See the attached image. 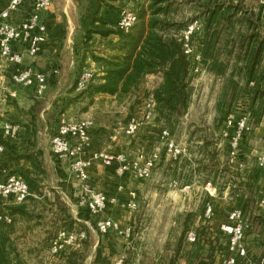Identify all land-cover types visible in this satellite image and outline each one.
<instances>
[{"label":"trees","instance_id":"16d2710c","mask_svg":"<svg viewBox=\"0 0 264 264\" xmlns=\"http://www.w3.org/2000/svg\"><path fill=\"white\" fill-rule=\"evenodd\" d=\"M97 1L98 6L91 19L90 28L85 32L82 50L89 52V58L99 67L102 75L93 77L84 91L76 93V86H74L67 92L65 98L53 103L56 126L54 125L51 138L55 135L60 117L65 115L66 110L85 103L82 108L85 112L99 96L114 97L117 103H122L128 97L134 96L135 103L140 105L143 101L150 99L154 103V121L172 129L173 122L180 120L188 111L193 78L192 65L183 55L181 43L178 40V35L185 26L175 24L169 18L173 2L150 0L138 11L135 9L137 22L125 33L107 26L100 16L101 1ZM198 3L203 26L201 37L198 38L202 47V65L214 76H225L228 66L232 68L228 75V85L223 88L219 96L217 108L226 101L232 102L239 99L242 95L248 97L247 114L253 134L260 123L264 122V4H259L255 12L241 0H205ZM65 25L63 18L58 24L57 34L53 37L55 43L50 54V67L46 66L43 71L38 70L35 63H30L34 69L47 76V84L56 82L54 79L60 68L57 60L65 37ZM95 36L104 43L101 44L104 53L100 56L95 54L92 46H88L92 44ZM223 37L225 40L221 43ZM221 47L228 49L224 61L220 58ZM83 58L86 59L84 56L79 59L78 68L82 66ZM152 76L158 77L160 81L152 88H145L147 78ZM139 93L141 95L138 96ZM39 106L40 104L35 102L27 112L18 111L19 115L15 119L17 120L15 124L23 126L26 133L20 144L16 139L0 142L5 148L3 159L5 163L24 160L29 163L32 171L42 172L40 162L35 156L39 151L32 152L36 145ZM20 116L26 117L25 120L19 121ZM56 162L59 163L57 160ZM231 168L238 171V164L232 165ZM9 175L24 180L29 189V195L22 203L4 206L5 214L9 218L15 219V222L24 224L28 228L39 225L42 214L38 212L35 204L36 200L41 199L45 206V203H48L50 207L54 203L60 205V212L56 214L57 220L54 222L62 223L60 230L64 229L70 219L73 221L59 194L52 191L53 199L50 202L48 196L42 194L39 181L29 170L19 167ZM238 177L241 180L239 189L243 190L238 206L242 212L244 224L252 226L258 235L255 248L259 251L257 256L247 254L238 263L260 264L264 257V213H252L253 201L246 194V188L254 183L256 185L254 195L258 192L260 172L253 167V170L245 176ZM65 181L64 179L58 185L61 191H67L70 188ZM252 191L251 189L249 193ZM68 196L71 197V194ZM194 219L195 215L191 212L185 215L176 245L167 258L155 264H178L179 259H184L186 264H217V258L226 253L228 237L221 231L214 233L205 224L201 223L195 228V241L185 252L187 250L186 236L195 223ZM14 246L10 234L0 233V264L20 263L17 254L16 259L13 260L12 255L16 252ZM97 256L98 254L96 258ZM80 258L77 254H69L66 261H68L67 264H81Z\"/></svg>","mask_w":264,"mask_h":264},{"label":"rangeland","instance_id":"374dc122","mask_svg":"<svg viewBox=\"0 0 264 264\" xmlns=\"http://www.w3.org/2000/svg\"><path fill=\"white\" fill-rule=\"evenodd\" d=\"M100 1L101 9L102 7H105L109 10L119 12L124 6V0ZM148 1L150 0H130L129 4L127 6L125 4L124 7H129L138 11L141 6L147 5ZM171 1L173 2L169 15L171 22L180 24L183 27L194 20H198L201 22V15H199L201 10L198 7V2H204L205 0ZM241 1L244 2V4L249 8L254 9L255 12L256 7L259 4H264V0ZM96 2L98 1L96 0ZM67 3L70 5L69 8L71 9V11H69V8L66 7ZM88 4L89 0H53V11H58V15L60 18L59 23L62 22L63 18L66 22L65 37L63 40L61 52L64 51L66 45L69 49L73 48V54L76 58H78V61L83 56L86 57V59L83 58L82 66L78 68L79 73L83 69H89L93 72H95L96 69V67L94 68L90 66L91 62H94L89 58V52L82 50L85 39V32L89 30L91 19L95 13H85ZM76 5L79 6V9L77 10L75 8ZM65 7L68 18L63 13V11H60ZM57 8L59 9L57 10ZM84 17H86L85 21H83V23L85 22L84 25H86L87 27L86 30H83L82 27V20ZM69 23H72L73 26H76V31L74 30L75 34H73V36H67L68 28L70 26ZM110 25L109 27L116 29L114 25ZM79 32L80 35H82L80 37H78L79 34H77ZM67 38H69V42H67ZM70 40H72V43L70 42ZM197 40L196 42H199ZM224 40L225 39L223 37L221 39V43H223ZM92 41V44H89L88 46H92V50H94L96 55L100 56L101 54H103L104 49L103 45L101 44L104 43L99 41V37H93ZM227 50V48L221 49L220 58L222 61L226 59ZM58 58H60V56ZM231 70L232 68L228 66V70L225 76H214L213 74L208 72L206 67L203 66L201 62V72L198 75L193 74V78L191 81L192 94L188 111L180 120L174 121L172 124V133L175 141L183 146L186 150L185 153L178 159L171 160L166 155L165 150L161 146L158 136H156V134L159 133V123H156L153 120L150 125L145 126L147 127L146 131H141L142 134L146 132L147 134H149L148 132H151L152 135L155 136L153 138L152 145H149L148 149L149 151H157L160 159L157 162L155 169L153 170V173L151 175V182L149 183L147 189L148 195L140 198L136 210L132 212V216H135L137 218V222L132 223V221H127V223L125 224L126 226L130 227L132 231V237H130L128 241L111 238V242L114 246H117V250H109L107 246L105 247L104 245L100 244L97 248L96 246H94V244L97 240V237L99 238V240H101L99 234L92 233L91 230L85 228V226L84 228L81 227V225L74 219L73 221L70 219L69 223L65 224L64 229L66 230L81 229L86 232V240L82 242L78 248L72 250L70 253L71 255L77 254V256L81 257L80 260L78 259L81 264H107L119 257H124L125 264H132L134 262H137L132 261L133 258L137 257L136 255L142 258L140 252H138V254H135L134 252L130 251L129 253L131 255L128 256V252H126L125 250L122 251L127 245L130 247L132 245L137 247L140 246L141 248L147 245L151 254L149 252L150 255L144 257L146 259V262H144L141 258H138V262H141L143 264H155V262L167 258L169 253H171L170 251L174 248L178 241L181 230L180 227L185 218V215L188 212H191L195 215V223L192 227H190L188 234L190 232H194L195 236V228L201 223L209 226L214 231V233L220 231L219 226L227 221L228 213L233 208L240 209L238 206V200L241 195V191L243 190L239 189L241 180L238 176H245L248 172L253 170V167L250 168L251 170L248 169L245 172H239V170L235 171L231 168L232 165L227 162L225 147L219 145V132L221 130L220 123L222 122V120L231 113H235L236 115L248 113V97H246L245 95H242L239 99H236L232 102L226 101L222 104L221 107L217 108L221 91L228 85V75L230 74ZM45 73L49 74L46 71ZM56 79L57 76L54 80ZM55 84L56 82L53 84H48L49 91H47V97L52 96L55 92ZM251 85L252 84H250V86ZM66 94L67 93H65L64 95L60 94V96L56 99L60 100L62 98H65ZM44 97L45 96H43L42 99L37 98L35 100L40 104L37 113V129L39 130L43 128V125H46L47 131H45V133L49 137H51L54 132V125L56 126V122L54 124L56 113L53 109V103L54 101H56V99L53 100L51 107L46 112L47 115H44L43 119H41L39 115L40 111L42 110L41 104L44 102ZM135 98L136 97L132 99L131 97L130 100L126 101L130 104L127 111H125L128 112L127 115H125L124 113H119L121 111V108L118 107L117 104L110 106L109 103L107 104L108 106L106 105L107 107H102L101 105L97 107L90 106L85 112L82 111L85 103L79 104L75 107L72 106L71 108L66 110L65 115L74 121L89 118L93 120L94 123H96V121L105 122L106 117H108L110 119H108L107 124H109L112 129L115 128L118 121H126L131 116L138 113L139 108L134 109V107L135 105L138 107L140 104L135 103ZM105 111H108V113ZM48 121H50V123ZM136 138H138V136L129 139L127 138L126 142H130L128 145L129 148H132L133 139ZM140 148L141 146H136V150H140ZM263 149L264 122L260 123L259 127L254 130L253 134L251 132L247 137H245L242 144L241 155L245 156V160H248L250 162V166H253V164H255L256 157ZM205 171L207 174L205 173ZM60 176L62 179H65L66 182L70 185V181L64 173L61 172ZM41 179L44 181H51L55 180V177L50 173V176L44 174L40 178V180ZM205 181L211 182L212 185L216 188L215 196L209 200L213 207V213L210 219L204 218L205 204L207 202L205 194L203 192V186L206 183ZM173 182H176L175 186L173 185ZM253 185L251 184L249 188H246L247 197L253 201L251 211L252 213H264V210H261L258 207V200L263 193L262 177L259 178V190L255 195L254 189H256V185ZM185 187H188V189L184 191L181 197L175 196L176 192H179V190H182ZM40 188L42 194L48 196L47 198H49L48 200L51 202V200L53 199L52 190H49L48 187L42 185H40ZM251 189L253 191L249 193ZM185 192L189 194V197L184 196L186 194ZM71 198V202L76 203V199H73V197ZM61 201L65 203L68 208V214L73 218L69 201L65 198H63ZM45 204L46 206L43 204V200L41 199L36 200L35 205L37 207V210L42 214L39 225H33V228H28L24 224L15 222L11 226L6 228L8 230L9 228L10 230H12L10 232V235H12V239L15 245L14 247L17 252H15L12 257L13 260H15V255L17 254V258H19L20 262L19 264H48L49 260L47 249L49 241L51 237H53L56 232L60 230V226L62 225V223H59L58 221L57 224L54 223L57 220L56 214H59L60 212V205L54 203L53 206L50 207L48 203ZM187 236V246H191L192 243L189 244L187 242ZM96 254H98L97 258ZM113 255L114 258H112ZM223 256H226V253L220 255L219 259L217 258V264H220L221 258ZM96 260L98 262H96ZM67 262L68 261H65V264H67Z\"/></svg>","mask_w":264,"mask_h":264},{"label":"built area","instance_id":"2783aa9c","mask_svg":"<svg viewBox=\"0 0 264 264\" xmlns=\"http://www.w3.org/2000/svg\"><path fill=\"white\" fill-rule=\"evenodd\" d=\"M137 1V0H131ZM28 2L32 9L31 17L20 23L13 24L11 15L24 3ZM130 0H127V5ZM52 0H10L5 9L0 11V62L10 71V80L22 90H30L37 98H42L48 89L47 76L29 63L25 57L35 59L42 52V46L47 41L49 29L43 14L52 11ZM137 22L135 10L123 7L119 11L116 29L128 32ZM203 26L198 20L191 21L179 33L178 40L181 43L183 55L192 65V73L198 75L201 72L202 47L196 40L201 35ZM198 41V40H197ZM15 46L20 50L16 51ZM95 72L83 69L76 80V91H84L93 80ZM8 97L15 98L16 92L0 94V103ZM140 112L128 120H120L116 123V129L126 136H135L143 127L150 125L154 120V103L148 99L143 101ZM94 121L86 118L78 121L71 120L66 115H61L55 135L50 140V151L54 158L66 171L67 178L76 187V206L87 211L91 215L103 216L109 206L115 203L114 199L108 198L103 192L94 190L87 184V169L92 162L101 163L104 166L115 164V172L122 176L129 174L137 180H148L160 159L157 151H139L134 157L129 158L123 153L111 154L102 150L91 155V160L82 157L85 146L90 142V132ZM158 139L171 160H176L185 153V148L178 144L173 136L172 129L162 124L158 125ZM153 127V126H152ZM18 126L5 123L3 126L4 136L8 140L17 138ZM251 133L249 116L245 113L236 115L231 113L223 119L219 132V145L226 149L227 162L231 165L238 164V170L245 172L255 167L261 172L263 193L258 200V207L264 210V149L256 157L255 164L241 155L242 144L245 137ZM5 157V148L0 144V198L7 201L6 204L22 203L29 195V189L24 180L7 174L1 166ZM176 185V182H173ZM206 197L204 218L210 219L213 213L212 204L209 202L216 194V188L211 182L203 186ZM127 203L128 211L134 212L137 208L134 195ZM0 224L11 226L13 220L6 214L0 215ZM95 230L100 235L113 233L120 239L128 240L131 237V228L122 226L119 222L101 217L94 223ZM242 212L233 208L227 216V221L219 226L221 232L227 235L228 243L226 256L221 258L220 264H238L239 260L246 257L244 246L245 229ZM87 238L84 230H59L50 240L47 249L48 264H64L72 250L78 248ZM195 241L194 232L187 236L189 244ZM107 264H125L124 258L119 257ZM141 264V263H132ZM260 264H264V257Z\"/></svg>","mask_w":264,"mask_h":264},{"label":"crops","instance_id":"0c3cea01","mask_svg":"<svg viewBox=\"0 0 264 264\" xmlns=\"http://www.w3.org/2000/svg\"><path fill=\"white\" fill-rule=\"evenodd\" d=\"M10 0H0V11L5 9L8 5ZM53 1V0H52ZM127 0H124V4L127 6ZM65 6V5H64ZM69 4H66V7L69 8ZM97 2L96 0H89V4L86 7L85 13H94L97 9ZM66 7L62 8L60 11H63V13L67 16ZM76 10L79 9V6L76 5ZM59 8H57L58 10ZM69 11L71 9L69 8ZM102 11V12H101ZM32 14V9L28 2H24L12 15H11V21L15 25H19L22 22L27 21ZM100 16L102 19L107 23V26L110 24L114 25L116 27L118 18H119V12L118 11H112L108 8L102 7L100 9ZM42 17H44L45 22L49 28V35L47 41L42 46V52L41 54L36 57L35 59H30L25 57L26 63H35V66L38 70H44L46 66H49L50 64V54L54 47V40L53 37L58 32V24L60 21L58 11H52L43 14ZM91 17V16H90ZM89 17V18H90ZM86 17L82 20V27L83 30H86L87 27L84 25L83 21H85ZM89 23V22H88ZM70 24V23H69ZM111 26V25H110ZM81 27V26H80ZM79 27V28H80ZM76 29V26L71 23L68 28V35L67 36H73L74 30ZM76 31V30H75ZM78 37L82 36L80 35V32ZM76 34V35H77ZM79 41V40H78ZM67 42H69V38H67ZM72 43V40H70ZM16 51H19L20 48L15 46L14 48ZM59 63V70L56 73L57 79H56V87L55 92L52 96L47 97V91H49V88L47 89L46 93L44 94V102L41 104L42 110L40 111V118L43 119L44 115H47V111L51 107L53 100H55L57 97L61 95H64L67 93L72 87L75 86L76 80L78 78V67L79 62L78 58L75 57L73 54V48H68L65 45L64 51L60 53V58L57 60ZM40 62V63H39ZM91 67H96L95 73L96 76L102 75L100 72L99 67L92 63L90 64ZM160 79L158 77H149L147 78V82L145 83V88H152L156 83H158ZM16 92L15 98H10L7 96L5 101L0 103V142L7 141L8 139L4 136L3 133V126L5 123L15 124L17 122L16 117H18L19 112H27L36 102L35 100L37 97L34 95V93L30 90H22L18 87H16L10 80V71L5 65L1 64L0 62V94H8L11 92ZM59 94V95H58ZM140 95V93L138 94ZM43 98V97H42ZM40 98V99H42ZM134 96L132 97V99ZM39 99V98H38ZM57 100V99H56ZM130 100V97L125 99L122 103H117L114 97L109 96H99L96 97L94 100V104L92 106H102L107 107L108 103L110 106L117 104L118 107L121 108V111L119 113H124L125 115L128 114L127 109L129 108L130 104L126 101ZM58 101V100H57ZM55 102V101H54ZM104 104V106H103ZM107 105V106H106ZM126 107V108H125ZM142 105H139L138 107L135 105L134 109L139 108L138 112H140ZM108 113V111H105ZM22 115V114H21ZM53 115V114H52ZM135 115V114H134ZM20 120H25L26 117L20 116ZM132 117V116H131ZM108 117H106L105 122H97L94 123L93 128L90 132V142L85 146L82 157L85 160H91V155L95 152H99L102 150L108 151L111 154L116 153H123L127 157L132 158L135 156V154L139 151H149L148 146L152 145L153 138L155 137L152 135L151 132H148L149 134L144 133L142 134L141 131H146L147 127H144L138 132L135 136H138V138L133 139L132 148H129L128 145L130 142H126L127 138H134L130 136H126L122 131L117 130L116 127L112 128L110 127L108 123ZM49 122V121H48ZM18 126L17 131V143H21V140L25 137L26 130L23 126L16 124ZM45 131H47V126L43 125V128L39 129L37 131V134L35 136V142L36 145L34 149H32V152H38L36 153V157L38 161L40 162L41 170L42 172H35L32 171V168L30 167L29 163L24 160H15L9 163L4 162V158L2 159L1 166L6 170L7 174H10L12 171H15L17 168H25L29 170L32 175L37 178L39 181L38 183L42 186L48 187L49 190H52L53 192L58 193L61 197L65 198L69 201L71 213L73 215V219L81 225V227L88 228L91 230L92 233L98 234L96 230L94 229V223L95 221L99 220L101 217H109L117 222H119L122 226H126L125 224L127 221H132V223L137 222V218L135 216H132V212L128 211L126 205L130 200L132 199V195H134L136 205L139 203L140 198L148 195V186L151 182V179L148 180H137L134 177H132L129 174H124L122 176H119L115 172V164H112L110 166H104L101 163L98 162H92L90 166L87 169L88 174V181L87 184L90 188L94 190H98L103 192L108 198L114 199L115 203L110 205L108 210L103 216H93L86 213L85 210H79V208L76 206V203H72L70 198L73 197V199H76V187L70 183V185L65 181L66 184L70 186L67 191H61L59 188V183L63 181L64 179L61 178V172L65 174L67 177L66 171L62 168V165L60 163H57L54 159L53 155L50 151V139ZM156 136H158L156 134ZM1 144V143H0ZM136 146H141L140 150H136ZM135 150V151H134ZM155 169V168H154ZM50 173L54 175L55 180H49L44 181L40 180V178L47 174L50 176ZM188 189V187H185L182 190H179V192H176L174 195L181 197L184 193V191ZM185 197H189V194L185 192ZM49 194V193H48ZM68 194H71V197L68 196ZM62 198V199H63ZM7 201H4L0 198V215L5 214L4 206ZM76 202V200H75ZM15 219L13 220V223H15ZM247 226V225H246ZM8 226L4 224H0V233H8L12 230L6 229ZM100 235V234H99ZM12 236V235H11ZM132 237V236H131ZM101 240L97 237V240L95 241L94 246L98 248V245H104L105 247L109 248V250H117V246H114L112 244V239H120L117 236H115L113 233H108L105 235H100ZM132 239V238H131ZM258 239V235L256 234L255 229L252 226H247L245 229V239H244V246L246 248V255H254L257 256L259 251L257 248H255V240ZM123 240V239H122ZM129 240V239H128ZM127 240V241H128ZM107 241V242H106ZM125 241V240H124ZM110 243V244H108ZM130 244V243H128ZM190 246V245H188ZM187 246V252L190 247ZM112 250V251H114ZM128 252V256L131 254L129 253L134 252L135 254L140 252L142 255V258L138 255L137 257L133 258L132 261H137L134 263H141L138 262L139 259H143L144 262L145 256H148L151 254L149 248L147 245H145L143 248L140 246H125L122 251ZM150 252V254H149ZM162 252V251H160ZM154 253V252H153ZM114 258V255L113 257ZM124 258V257H123ZM137 258V260H136ZM65 264V263H64ZM143 264V263H141ZM178 264H186L184 259H179ZM240 264V263H238Z\"/></svg>","mask_w":264,"mask_h":264}]
</instances>
